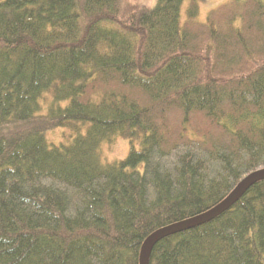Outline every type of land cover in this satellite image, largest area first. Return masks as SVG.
<instances>
[{"label": "trees", "instance_id": "obj_1", "mask_svg": "<svg viewBox=\"0 0 264 264\" xmlns=\"http://www.w3.org/2000/svg\"><path fill=\"white\" fill-rule=\"evenodd\" d=\"M185 1L0 0V264H140L264 170V0ZM149 264H264V181Z\"/></svg>", "mask_w": 264, "mask_h": 264}, {"label": "water", "instance_id": "obj_2", "mask_svg": "<svg viewBox=\"0 0 264 264\" xmlns=\"http://www.w3.org/2000/svg\"><path fill=\"white\" fill-rule=\"evenodd\" d=\"M260 181H264V170L254 172L245 177L227 199L208 212L187 221L165 227L152 234L142 247L140 264H149L151 254L160 241L184 231L195 229L217 219L226 211L230 210L251 187Z\"/></svg>", "mask_w": 264, "mask_h": 264}, {"label": "rangeland", "instance_id": "obj_3", "mask_svg": "<svg viewBox=\"0 0 264 264\" xmlns=\"http://www.w3.org/2000/svg\"><path fill=\"white\" fill-rule=\"evenodd\" d=\"M136 1L148 8H153L156 5L157 0H132ZM230 0H204L200 2V11L197 17L199 22H205L208 14L220 7L228 3ZM189 3V0H186L182 7L181 18L182 21L186 19V7ZM66 130L57 129L49 132L48 138L51 142L59 143L65 138ZM137 149H139V145H135ZM132 150V145L130 141L125 140L123 138H116L113 143L104 142L101 146V159L104 163H113L120 162L125 160Z\"/></svg>", "mask_w": 264, "mask_h": 264}, {"label": "bare ground", "instance_id": "obj_4", "mask_svg": "<svg viewBox=\"0 0 264 264\" xmlns=\"http://www.w3.org/2000/svg\"><path fill=\"white\" fill-rule=\"evenodd\" d=\"M239 184H240V183H239ZM235 189H236V188H235ZM228 197H229V196H228ZM228 197H227V198H228ZM227 198H226V199H227Z\"/></svg>", "mask_w": 264, "mask_h": 264}]
</instances>
